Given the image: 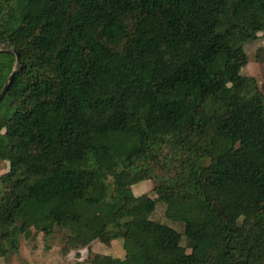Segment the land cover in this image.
Here are the masks:
<instances>
[{"label":"trees","instance_id":"1","mask_svg":"<svg viewBox=\"0 0 264 264\" xmlns=\"http://www.w3.org/2000/svg\"><path fill=\"white\" fill-rule=\"evenodd\" d=\"M258 33L264 0H0V259L21 221L64 254L121 240L87 264H264Z\"/></svg>","mask_w":264,"mask_h":264},{"label":"rangeland","instance_id":"2","mask_svg":"<svg viewBox=\"0 0 264 264\" xmlns=\"http://www.w3.org/2000/svg\"><path fill=\"white\" fill-rule=\"evenodd\" d=\"M236 43L241 46L247 57L246 65L240 70L241 75L247 77L252 86L261 88L264 82V65L256 60V55L258 51L264 49V35L258 33L252 38L245 39L242 35L237 34ZM3 47L4 45H1L0 49H3ZM15 64L14 61L11 70H15ZM2 124L3 119L0 118V126ZM7 167V163L0 160V176L7 172ZM152 188L153 181L147 180L132 185L130 191L135 196L146 194L148 197L154 198ZM163 212L164 204L158 202L148 219L177 229L180 232V226L165 219ZM16 226L18 230V248L6 258L0 259V264H72L77 261L81 264H87L86 260L89 259L109 260L119 258L123 254L120 239L113 241L95 240L88 248L64 254L66 232L54 229V232L49 236H43L32 229L30 222L17 221ZM180 244L185 246L183 238Z\"/></svg>","mask_w":264,"mask_h":264},{"label":"water","instance_id":"3","mask_svg":"<svg viewBox=\"0 0 264 264\" xmlns=\"http://www.w3.org/2000/svg\"><path fill=\"white\" fill-rule=\"evenodd\" d=\"M0 52H8V53H11V54L14 56V61H15V63H16V64H19V62H20V61H19V57H18L17 52H16L14 49H10V50H7V51H5V50H4V51H3V50H0ZM20 69H21V67L19 66V67H18V70H20ZM15 72H16V71H11V73H10V74L8 75V77L6 78V81H5L3 87H2V89H1V91H0V100L3 98L5 92H6L7 88H8V85H9V83L11 82V80H12V78H13Z\"/></svg>","mask_w":264,"mask_h":264},{"label":"crops","instance_id":"4","mask_svg":"<svg viewBox=\"0 0 264 264\" xmlns=\"http://www.w3.org/2000/svg\"><path fill=\"white\" fill-rule=\"evenodd\" d=\"M92 243H93V242H92ZM92 243H91V244H92ZM91 244H90V245H91Z\"/></svg>","mask_w":264,"mask_h":264}]
</instances>
